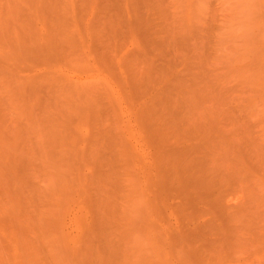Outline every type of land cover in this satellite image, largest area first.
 Instances as JSON below:
<instances>
[{
	"label": "rangeland",
	"instance_id": "rangeland-1",
	"mask_svg": "<svg viewBox=\"0 0 264 264\" xmlns=\"http://www.w3.org/2000/svg\"><path fill=\"white\" fill-rule=\"evenodd\" d=\"M98 1L0 0V264H189L170 239L179 196L150 188L169 176L154 128L222 133L229 160L264 172V0H107L117 35ZM242 186L232 206L252 203ZM260 246L206 264H264Z\"/></svg>",
	"mask_w": 264,
	"mask_h": 264
},
{
	"label": "bare ground",
	"instance_id": "bare-ground-1",
	"mask_svg": "<svg viewBox=\"0 0 264 264\" xmlns=\"http://www.w3.org/2000/svg\"><path fill=\"white\" fill-rule=\"evenodd\" d=\"M101 1L102 0H99L96 4L99 7H103V11L105 13V16H104L105 18H103V22H105V25L106 23H108L107 27L113 31H116L115 32L116 34L118 33L119 29L124 28V27L123 28L119 27V23L124 22V18L121 17L123 15L119 14V12L118 13L116 12L118 10L117 8H115L117 10L112 11L113 5L111 6V2H108L107 0H103V1L108 2V4H110V5H107L106 2L103 3ZM109 6L111 7V9ZM110 13H112L113 15H111ZM57 19L60 20L59 17ZM138 20L139 18L136 19L137 23H138ZM133 24H135V22H129L130 26L131 25L133 26ZM157 99H160L158 103H157ZM165 100L167 99L165 98L162 99V96H157V94H154L151 97L149 101V105L152 106V111L155 112L156 116L161 115L159 111L168 109L169 104ZM223 112L224 110L222 111V113ZM172 119H174V117ZM172 119H171L172 123L170 122V125H172L173 123L176 124V121L173 120L175 121L173 122ZM196 129L197 131L199 130L198 128ZM196 129L194 130L195 137L193 133L194 131L191 133L189 129H188L189 131L185 129L186 131H183V132L177 131V130H174L172 132H167V131L163 132L161 128H154L153 131H151V141H149V143L151 142V145H153L154 147L152 146L150 147L155 149L154 154L152 153L153 151L151 152L153 155L152 158L154 159V161H152V159L150 158L151 159L150 161L153 163V166H154V167L153 166L151 167H153L152 169L154 171L157 170V164L160 168L165 167L166 174L169 176H166V179L163 178V179L154 181L153 182L154 184L150 183L151 185L150 188H153L152 185H154L155 187L153 189L156 188L157 190L155 191V193L156 192L158 193L159 191H161L162 192L161 196H164V197H166L165 195H167L168 193H170L173 196L175 195V198H176V195L179 196V199L181 201L179 203L180 206L178 205L179 207L177 210L178 211L180 210L181 212L184 213L185 217L183 219L181 218L182 215L178 212L179 215H181L179 217L182 220H185V224L183 223L184 224L183 226H180L181 224L177 225L175 226V228H173L172 227L173 225H171V231H170L171 238L170 239L173 242L181 241V243L182 242L187 243L188 245L187 247L189 250L188 251L189 254L187 256L190 255L189 257L191 259L190 261L192 262V264H206L209 256H211L212 258V259L210 258V261L212 260L213 262L214 256L222 257L223 255L227 253L229 257L225 256V258L227 257L226 260H228V258L232 256V255H229L232 252L234 253V254L232 253L234 255L232 257L235 260L234 257H236L235 255L236 253H238L237 250H235L237 247H240V246L245 247L249 245H252V246L253 245L254 246L264 245V225H260L259 222L256 224L257 221L255 222L254 218H251L254 215H251V217L249 216L252 212L251 210L252 203L254 204V202L258 200L257 195H260V193L256 195L254 194V192L256 191L258 193V188H259V191H261V188L264 187V172L261 171V173H259L260 171L258 169L255 170L254 168L253 169L255 170V174H254L253 172H250L251 171L250 168L252 167L251 164H250L251 167L249 168L248 167L249 165L247 166V164L245 163L239 165V164H236L235 161L229 160L230 157L227 155L226 148H228V146L232 147L234 143L236 145V141L233 142V144L231 141L230 143H228L225 140L227 136L225 138V135H223L222 133L221 135H223L224 138L220 135L219 132L218 134L214 133L215 135L214 134L211 135L210 133L212 131L207 132L208 130L206 131L199 130V136H200V137L198 136L199 142L198 141L196 142L195 141L197 139ZM233 139L234 138L232 139L230 138L229 140L233 141ZM192 141L194 142V144ZM231 149L233 151L235 150V147L234 149L233 147ZM231 149H229L230 152H232ZM152 155L150 154V156ZM229 161L233 163H230ZM151 162L150 164H152ZM150 164L148 163L146 167L148 165L150 166ZM147 169L149 170L150 168H147ZM150 172L153 173L152 170H149V173ZM153 174L155 175V173ZM236 182L240 183V187L243 185L242 187L247 189L248 192L252 193L254 191L251 194V196L249 194V198L252 203H249L248 200H246L247 202L244 201V202L235 204L233 206L228 203L227 197L229 196V194L227 196L226 192L228 191L229 188L232 189V185L236 184ZM252 195H255L256 198L255 196H252ZM253 198L255 199V201L253 200ZM249 204L251 206H248ZM174 205H172V207ZM141 208L142 207H140V209ZM143 208H142V211H143ZM139 212H141V210L138 211V214L140 215ZM115 214L116 213H114L113 215L111 214L115 218H112L110 215L111 217L110 220H114V219L116 220L117 215ZM142 214L145 216V213H142ZM144 216L142 218H144ZM139 219L141 220V218ZM110 220H109V223L111 222ZM145 222H142L143 227L139 223L140 226L142 227L141 228L142 232L144 229V232L148 230V233H151V229L154 225H152L151 223H150L151 225L149 223L146 224ZM155 230L156 229H154V231ZM144 232L143 234H145ZM112 235H114L113 232H111V236ZM156 240H157V237H156ZM256 248L252 249L251 247L250 249L256 250ZM237 256L239 255L237 254ZM147 260H149V258ZM187 260L186 262L188 263L189 261ZM226 260H223V261H226ZM242 260H245V259H242ZM139 262L141 264L140 260ZM186 262L184 264H186ZM220 264H224V263H220Z\"/></svg>",
	"mask_w": 264,
	"mask_h": 264
}]
</instances>
